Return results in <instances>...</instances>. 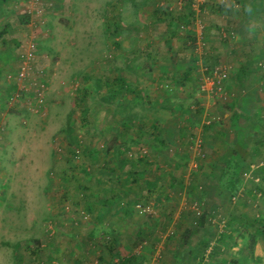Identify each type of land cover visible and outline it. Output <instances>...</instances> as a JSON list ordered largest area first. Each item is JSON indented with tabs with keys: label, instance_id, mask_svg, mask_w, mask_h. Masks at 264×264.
Wrapping results in <instances>:
<instances>
[{
	"label": "rangeland",
	"instance_id": "obj_1",
	"mask_svg": "<svg viewBox=\"0 0 264 264\" xmlns=\"http://www.w3.org/2000/svg\"><path fill=\"white\" fill-rule=\"evenodd\" d=\"M168 13H186L189 24H175L172 35L159 19ZM7 25L0 37V264H17L19 253L22 264H104L103 241L113 237L143 264H190L203 237L211 244L201 264H264L259 243L249 251L247 221L237 227L244 215L264 216V194L253 188L264 160L252 161L264 135V0H0V32ZM32 39L35 59L23 79ZM118 78L127 87L111 99L102 84ZM88 122L95 147H114L112 165L143 154L183 185L169 201L129 204V217L118 205L89 213L73 189L83 174L70 135L74 128L82 144ZM156 124L168 146L148 134L135 143V130ZM231 159L242 184L234 196L221 195ZM63 170L77 177L70 187ZM193 180L199 196L188 189ZM210 201L220 215L204 234L197 218Z\"/></svg>",
	"mask_w": 264,
	"mask_h": 264
},
{
	"label": "trees",
	"instance_id": "obj_2",
	"mask_svg": "<svg viewBox=\"0 0 264 264\" xmlns=\"http://www.w3.org/2000/svg\"><path fill=\"white\" fill-rule=\"evenodd\" d=\"M2 2L7 3L8 0H2ZM156 12L158 14L160 10H156ZM219 12H228V10L224 9L222 6H219ZM159 19L168 25L169 32L172 33V35H176L179 28L178 26L175 27V24L179 25V23H185V25H188L190 17H188L186 13H180L178 16L168 13L164 14L163 18ZM7 27H9V25H7L2 30V32H0V37L9 32ZM115 33L116 32H112L110 37L114 38L116 36ZM114 44L116 47H119L118 42L115 41ZM249 69V65L243 66L240 70V73L242 74L241 77L247 76ZM186 74L187 75L184 76L185 79L186 77H189V74ZM126 85L127 84L122 78L106 81L102 84L111 99L115 98L122 91H125L127 87ZM131 91L140 97L144 95L142 93L136 92L135 90ZM84 111L86 117L89 109L87 108ZM92 127L93 126L90 122L83 125L84 131H82L80 134V136L84 137L82 144L80 143V140L76 139L74 128L70 130L72 132L70 134L72 141L76 140L77 145L79 144L78 147L71 152V158L73 160L79 159L78 168L83 174V176H81L80 182L76 183V186H73L74 188H72L79 193L78 195L82 197L81 200L87 202L86 207L89 213L92 214L96 207L99 206L107 208L110 205H118L117 213H123L126 217H129L131 215V210L128 208L129 204L137 203V200L143 197L147 199L146 201L154 200L156 198H158L161 202L169 201L170 192L183 185V178L180 180V182L177 181L174 172H167L166 168H163L159 164L150 161L149 158L143 154H132L130 160H120V162H118L116 165H112L109 154L114 150V147L109 146L102 150L95 147L92 143ZM209 129H211L210 126H207L206 130ZM134 132L136 139L138 138L137 140L135 139L136 144L140 135L143 136L148 134L151 136L150 139L153 142L158 143L162 147L168 146V135L164 134L163 127L159 124L150 127L144 126L139 130H135ZM180 132V129L176 131V133ZM253 148L254 151L252 155V161L258 162L264 160V135H262L260 139L255 140V145ZM127 152L128 149L123 148L120 153L127 154ZM176 165L177 167L182 166L180 163ZM176 165L175 168H172L173 171L177 169ZM167 166L171 165L168 164ZM239 168L240 165L235 159L229 160L222 168L220 181L218 184V190L220 189L219 194L221 193L222 195L225 193L230 194V196L237 194L240 185L242 184L240 174L237 171ZM71 172L72 171L66 170L62 171V179L68 187L72 185L71 179L77 178L75 175L71 174ZM253 177L254 179H258V182H253V188L255 189L256 193L258 192L264 194V164L260 166V169L253 175ZM188 189L190 192L195 193L196 196H199L203 193L202 190H198L197 182L194 180L189 184ZM202 189H206V186H203ZM205 211L206 213H203L201 217L197 218V223L200 225V227H202L204 234L207 233V228L209 229L212 226L213 220L218 215H220V206L216 202L210 201L209 208ZM228 217L230 216L228 215ZM234 220L235 219L233 216L230 217L229 223H232ZM238 221L239 226L237 227L240 228V226L244 225V223L247 221L245 226H248L251 229L252 245L250 246L251 248L249 251L252 250V252H254V248L259 243L264 252V241L259 242L258 240L259 238L264 237V216L244 215L243 218ZM156 227L157 225L153 228V230L150 231V233L154 234ZM138 236V242L142 243V235L139 234ZM103 243L105 246V251L108 255V261L104 258H100L104 264L144 263L141 254L139 255L137 253L128 252L123 245L116 244V238L114 237L104 240ZM200 243H202V247L200 244L197 247V249L200 248V250L196 251L194 249L195 251L189 252V258L191 260L190 264H193L194 260L197 261V259L199 261L198 264L203 263L205 260L206 252L210 247L211 240H207L205 237H203ZM35 244H37L35 249L31 250L29 246L26 247V249L31 250V253L36 255L41 250L39 248L40 242L36 241ZM180 250L181 248H178V251ZM245 261H247V259ZM22 263V255L19 253L17 256V264ZM221 264H227V262Z\"/></svg>",
	"mask_w": 264,
	"mask_h": 264
},
{
	"label": "built area",
	"instance_id": "obj_3",
	"mask_svg": "<svg viewBox=\"0 0 264 264\" xmlns=\"http://www.w3.org/2000/svg\"><path fill=\"white\" fill-rule=\"evenodd\" d=\"M28 46V54L25 56V59L22 63L21 70H20V75L23 79H27L30 75V71L32 70V62L35 59L33 56V49L35 48V43L34 40L32 39L27 43ZM42 105V104H40Z\"/></svg>",
	"mask_w": 264,
	"mask_h": 264
},
{
	"label": "clouds",
	"instance_id": "obj_4",
	"mask_svg": "<svg viewBox=\"0 0 264 264\" xmlns=\"http://www.w3.org/2000/svg\"><path fill=\"white\" fill-rule=\"evenodd\" d=\"M226 8H227V7H226ZM245 10L250 12V11H251V6H250V5L245 6Z\"/></svg>",
	"mask_w": 264,
	"mask_h": 264
}]
</instances>
